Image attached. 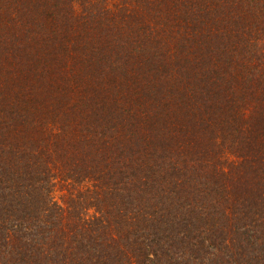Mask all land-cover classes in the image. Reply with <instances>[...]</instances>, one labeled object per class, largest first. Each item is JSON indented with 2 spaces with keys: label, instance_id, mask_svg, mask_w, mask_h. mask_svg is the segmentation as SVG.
<instances>
[{
  "label": "trees",
  "instance_id": "1",
  "mask_svg": "<svg viewBox=\"0 0 264 264\" xmlns=\"http://www.w3.org/2000/svg\"><path fill=\"white\" fill-rule=\"evenodd\" d=\"M0 264H264V0H0Z\"/></svg>",
  "mask_w": 264,
  "mask_h": 264
}]
</instances>
